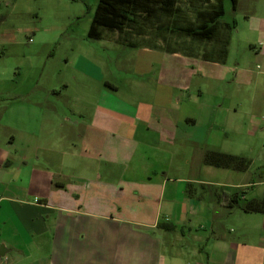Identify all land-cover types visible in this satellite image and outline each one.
I'll return each mask as SVG.
<instances>
[{
	"label": "crops",
	"instance_id": "0c3cea01",
	"mask_svg": "<svg viewBox=\"0 0 264 264\" xmlns=\"http://www.w3.org/2000/svg\"><path fill=\"white\" fill-rule=\"evenodd\" d=\"M143 46L152 54H180L168 45L164 50L158 45ZM216 47L209 50L215 52ZM80 61L85 65L83 57ZM63 88H68L66 83ZM184 94L174 97L164 89L159 104L137 105L131 115L111 114L98 102L96 115L89 121L73 107L71 116L77 114L79 120L60 117L55 103L45 138L25 126L38 122L35 118L3 121L0 262L264 264V214L254 213L257 216L252 218L254 214L219 201L223 187H252L255 182L245 174L214 181V166L203 163L204 153L215 150L207 141L214 139V109L197 97L185 99ZM16 122L24 123L17 125V132ZM78 122L84 126L74 136L59 132L64 123ZM69 135L73 139L60 144ZM175 140L187 145L191 155L196 153L197 160L184 153L183 160L176 162L170 150ZM207 218H214L210 245L206 238L214 252L211 262H203L202 256L200 230L213 226ZM224 221L234 225L235 235L222 226ZM159 222L172 223L174 228L162 229Z\"/></svg>",
	"mask_w": 264,
	"mask_h": 264
},
{
	"label": "rangeland",
	"instance_id": "374dc122",
	"mask_svg": "<svg viewBox=\"0 0 264 264\" xmlns=\"http://www.w3.org/2000/svg\"><path fill=\"white\" fill-rule=\"evenodd\" d=\"M97 2L0 0V141L4 135L3 121L21 116L38 120L25 126L45 138L50 134L49 116L55 103L59 104L56 113L60 117H72L73 107L89 121L96 115L98 102L111 114L131 115L137 105L159 104V94L166 89L174 97L185 93L183 98L197 97L211 106L214 139L207 141L217 151L248 159L245 173L214 167V181L245 174L255 182L252 187L246 186V197L264 194V0H240L235 10L230 0H222L224 13L218 18V26L226 41V57L218 65L202 58V53L207 55L214 45V39L197 40L170 31L171 23L164 18L160 22H143V34L133 27L121 32L106 31L101 40L88 39ZM179 6L184 17L180 20L186 21L180 24H194L197 22L194 10L208 8L209 2L179 0ZM143 45H158L163 50L168 45L177 48L180 54H152L144 51ZM82 57L85 65L81 64ZM190 72L194 75L190 76ZM65 83L67 89L63 88ZM53 89L57 92H51ZM78 115L72 119L79 120ZM20 124L24 123L16 122V132ZM83 126L81 122L73 126L64 123L59 132L74 136ZM70 135L60 140V144L73 139ZM186 147L179 140L172 142L170 150L176 162L183 160L184 153L192 161L197 160V154L191 155ZM205 217L204 214L202 220ZM207 219L213 226H202L200 230L204 238L203 262L214 258L211 247L206 245V238H210L208 245L214 239V218ZM222 226L235 235L234 225H226L224 221ZM256 234L251 232L252 236Z\"/></svg>",
	"mask_w": 264,
	"mask_h": 264
},
{
	"label": "trees",
	"instance_id": "16d2710c",
	"mask_svg": "<svg viewBox=\"0 0 264 264\" xmlns=\"http://www.w3.org/2000/svg\"><path fill=\"white\" fill-rule=\"evenodd\" d=\"M209 2L208 8L195 9L196 23H187L181 15L182 8L179 0H98L87 31V38L98 40L104 37L106 31H124L126 28H133L138 34H143V22H160L164 18L171 23L170 31L181 32L197 40H212L217 50L210 51L202 58L223 62L226 57L225 40L219 34L218 18L223 15L224 9L222 0H203ZM238 0H230L231 8L236 9ZM166 28V27H164ZM118 43L135 47L130 41L117 40ZM214 47V45H213ZM203 163L206 165L244 171L248 168L249 161L242 155H233L217 150H208L204 153ZM245 188L223 187L219 194V201L229 207L238 208L245 213L264 214V194L261 196L246 197ZM158 227L165 230H172L174 224L159 222Z\"/></svg>",
	"mask_w": 264,
	"mask_h": 264
},
{
	"label": "built area",
	"instance_id": "2783aa9c",
	"mask_svg": "<svg viewBox=\"0 0 264 264\" xmlns=\"http://www.w3.org/2000/svg\"><path fill=\"white\" fill-rule=\"evenodd\" d=\"M36 201V200H35Z\"/></svg>",
	"mask_w": 264,
	"mask_h": 264
}]
</instances>
